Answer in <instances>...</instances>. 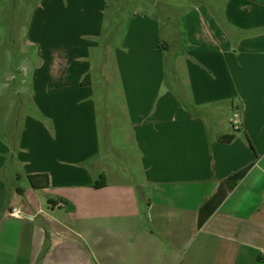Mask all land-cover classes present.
Returning <instances> with one entry per match:
<instances>
[{"label":"crops","instance_id":"0c3cea01","mask_svg":"<svg viewBox=\"0 0 264 264\" xmlns=\"http://www.w3.org/2000/svg\"><path fill=\"white\" fill-rule=\"evenodd\" d=\"M109 1L0 0L36 112H1L0 264H264V0H137L111 71Z\"/></svg>","mask_w":264,"mask_h":264},{"label":"rangeland","instance_id":"374dc122","mask_svg":"<svg viewBox=\"0 0 264 264\" xmlns=\"http://www.w3.org/2000/svg\"><path fill=\"white\" fill-rule=\"evenodd\" d=\"M164 1L165 0H160L159 2L162 3ZM136 3H138L137 0H110L109 1L106 23L110 27L109 31L112 29L113 32H108V31L105 32V34L103 35L101 39L103 45L105 46V44L106 45L108 44V46H110V49H111L110 54L106 56L104 59L109 62V66H108L109 71L113 69L112 66H115L114 64L115 61L113 58L115 57L114 55L116 54L115 47L122 45L123 38L126 33L125 31L128 27V24L131 21L133 11L134 9L137 8ZM180 12H181V8L179 6L173 8V13L180 14ZM176 17L182 23L181 16L177 15ZM8 19L9 17L6 18L4 14H0V40L2 37L7 35L5 33L6 31L8 32V35H11V38L13 40L19 35L17 27L20 25V22H18L16 18L15 23L11 25ZM6 25H11V26L7 27ZM182 28H184L183 25H182ZM170 35L173 38V43L177 44V48H179V46L181 45L183 41L181 34L177 35L174 33H170ZM174 46L176 47V45ZM15 47H17V43H15ZM12 48L13 47L9 48L4 43L0 42V117L4 115L3 113H1L3 110L2 108H4L3 111H5L6 105H9V107L11 106L12 108L11 111L15 112V114H12V116L14 117L12 121H15L16 118L18 117L20 118V123H21L24 121V118H25L24 114L27 110L33 112L34 114H36V112H35V105L32 101L31 96H28L25 92H20L16 94H14L13 92V89H17L19 86H21V79H22V76L24 77L26 75V70L24 69L23 65L19 63L22 57H20L18 53H16V50H14L13 52ZM168 56L169 57L173 56V54L169 53ZM9 71L11 72L13 71L14 75H16V78L14 77L13 80H9V78L8 80H5L4 76ZM30 77H31V72H30ZM28 85H29V91H30L33 87V84H32V87H31V82H29ZM102 89L106 90L105 86L102 87ZM102 108L105 111H107L106 107H102ZM102 108H101V111H102ZM18 110H23L24 112H19L17 114ZM117 114H118L119 120H122L121 115L119 116V113ZM19 115H23V118H21ZM44 120H46V118ZM113 121L114 119H110V122H113ZM114 126L116 127L117 124L114 123ZM104 128H105V123L103 122L102 130H101L103 134H105ZM129 148L130 149L128 150H131L130 146ZM126 152L128 151H125L123 149L122 150L119 149L115 152L113 151L112 152L113 158H114L113 163L118 165V162H125L126 160L123 156H125ZM129 156H130V159L128 160V162H130L129 167L133 171H136L135 167L132 168V164H133L132 160L134 159V156L133 155H129Z\"/></svg>","mask_w":264,"mask_h":264},{"label":"trees","instance_id":"16d2710c","mask_svg":"<svg viewBox=\"0 0 264 264\" xmlns=\"http://www.w3.org/2000/svg\"><path fill=\"white\" fill-rule=\"evenodd\" d=\"M234 138V134H229L223 136L225 141H230ZM249 166L231 174L220 184V187L215 195H213L209 200H207L199 210V225L207 220L211 213L215 210L217 205L225 198L228 192L235 187L237 182L245 175L248 171ZM31 185L36 188H45L50 185L49 175L47 173H32L28 175ZM106 185V178L101 175L98 180L95 181V187H102Z\"/></svg>","mask_w":264,"mask_h":264},{"label":"built area","instance_id":"2783aa9c","mask_svg":"<svg viewBox=\"0 0 264 264\" xmlns=\"http://www.w3.org/2000/svg\"><path fill=\"white\" fill-rule=\"evenodd\" d=\"M233 127H236V128H239L241 123H240V120H239V113L238 112H234L233 114ZM10 214L12 215H16L18 214V208L17 207H13L12 210L10 211Z\"/></svg>","mask_w":264,"mask_h":264}]
</instances>
